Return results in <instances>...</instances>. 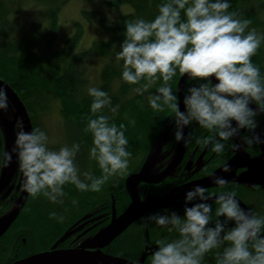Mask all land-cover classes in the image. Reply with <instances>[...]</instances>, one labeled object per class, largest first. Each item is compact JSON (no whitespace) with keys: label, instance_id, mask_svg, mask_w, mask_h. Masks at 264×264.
<instances>
[{"label":"clouds","instance_id":"9594fccd","mask_svg":"<svg viewBox=\"0 0 264 264\" xmlns=\"http://www.w3.org/2000/svg\"><path fill=\"white\" fill-rule=\"evenodd\" d=\"M229 7V0H161L151 20L135 17L124 22V39L115 52L116 60L122 61L121 80L137 85L131 91L147 93V105L154 111L170 110L174 142L210 145L217 155L224 153L226 143L242 129L251 133L244 140L246 146L264 143L255 132L256 117L264 113V76L251 59L264 42V33L249 28L250 20L239 18ZM177 73L186 82H194L188 84L179 103L170 83ZM153 87L155 91H149ZM86 93L91 98V115L84 128L92 138L88 159L95 161L100 175L80 168L76 160L79 143L49 147L45 131H26L18 117L11 150H0V170L15 155L21 188L29 196L63 205L66 184L81 193H98L110 179L130 171L133 154L124 126L104 114L105 109L115 113L119 105H112L109 94L99 87L88 86ZM8 107L7 91L0 87V111ZM193 123L210 135L185 132ZM230 170L224 163L221 171ZM209 175L220 190L215 208L209 203L212 193L195 184L183 195L182 216L174 209H163L141 218V226L153 223L177 233L174 239L155 240L150 264H204L205 254L213 249H220L215 264H264V215L243 209L236 193L226 188L223 175ZM77 203L72 198L71 204ZM48 215L60 223L65 220L55 210Z\"/></svg>","mask_w":264,"mask_h":264},{"label":"trees","instance_id":"16d2710c","mask_svg":"<svg viewBox=\"0 0 264 264\" xmlns=\"http://www.w3.org/2000/svg\"><path fill=\"white\" fill-rule=\"evenodd\" d=\"M68 1L34 0L40 7L42 17L48 23L46 29L39 31L33 25L29 28V25L24 27L20 24V20L15 17L16 12L13 11L15 10L13 2L0 0V81L8 86L23 104L32 130L39 128L35 123L36 113L43 109L48 110L50 101L57 100L59 115L64 123V134L67 135L69 145L73 142L80 144V151L76 156L80 168L91 170L95 175H100V170L96 167L95 161L88 159V148L91 146L92 138L90 133L84 131L87 118L91 115L89 111L91 98L87 95L86 88L96 86L105 90L111 97V104L119 105V107L115 113L105 109L104 114L110 116L117 126L123 124L124 134L129 140L127 147L133 156L128 174L110 179L101 192L81 193L74 186L66 184L64 190L67 195L63 205L53 204L43 196L33 198L27 194L20 212L2 233L4 234L12 223L15 224L17 218L21 217L19 220L23 224L25 238L22 257L48 251L52 247L56 248L57 242H63L65 239L67 231L63 229L68 223L75 221V218L99 216L103 218L104 225L109 218H112L113 213L116 216L120 215L130 204V197L125 186L127 178L142 172L148 166L150 157L157 148L162 157L160 161H157V156L155 164L152 163L153 175L163 172L179 152V144L172 139L173 125L170 110L154 111L147 105V93L143 95L133 93L131 89L137 85H130L121 80L122 61H117L115 58V52L119 50V45L124 39V22L135 17L151 20L157 14V5L161 0L105 2L108 7L129 5L131 12L122 15L117 26L107 25L103 14L95 12L101 26L111 32L112 37L107 41L94 42L88 50L80 52L77 51V46L82 30L78 24L74 34L65 40L63 46L59 49L55 47L57 16ZM237 2L238 0H229L228 11L237 13L239 18L250 20L249 28L264 33V16L259 13V9L264 10V0H261L256 12L249 6L240 8ZM251 59L260 69L261 76H264V42ZM210 79L213 78L210 77ZM180 81H182L181 96L188 84L194 83L186 82V77L177 73L170 83L177 94L178 103L180 102L178 94ZM213 83H215L214 79ZM149 91H155V88ZM185 132L205 137L210 135L207 130L201 129L195 123L186 128ZM239 141L243 144L239 135L228 141L221 155L211 152L210 145L200 147L195 142L184 145L182 160L165 179L155 184L137 183L136 192L139 199L144 201L148 197L161 196L170 188L184 185L186 181L209 176L229 161L235 154V149L240 147ZM229 144H234L236 147H228ZM241 149L249 153V149H244V146ZM254 154L255 152H252V155ZM180 169L184 172L185 181L176 179ZM15 171L18 172V168ZM226 188L236 193V199L247 210L264 215V184L254 185L234 181L228 183ZM1 193L0 200L4 201L6 198ZM72 198L77 199L76 205L71 204ZM15 199L11 196L5 201L6 209L2 215L8 216L13 212L16 207ZM210 203H213L215 208V203ZM52 210L64 215L65 220L60 223L50 219L48 213ZM176 211L183 215V211ZM212 219L213 221L216 219L214 211ZM220 219L223 220V217ZM141 225L140 218L105 245L103 252L132 262L150 264L151 254L157 248L155 240L174 239L177 236L174 231L169 232L153 223ZM228 227H231V223ZM56 237L60 239L50 246ZM217 251L220 249H213L206 253L204 264H215Z\"/></svg>","mask_w":264,"mask_h":264},{"label":"water","instance_id":"95a60500","mask_svg":"<svg viewBox=\"0 0 264 264\" xmlns=\"http://www.w3.org/2000/svg\"><path fill=\"white\" fill-rule=\"evenodd\" d=\"M179 83L180 84L178 86V94L180 100L182 101V81H180ZM0 87H4L6 89L9 97V104L14 110L13 124L10 125V128H8L10 130V134L14 132L13 127L18 117L23 120L25 130L31 131L32 129L27 113L24 109L23 104L18 99L17 95L2 81H0ZM180 108L181 110H183L182 102L180 104ZM263 125L264 122L259 125L257 129V135H259V129H261ZM259 147L261 150V155L258 156V158L256 159L252 160L243 152H238L234 156H232L227 162L231 170H235L236 168L243 166L247 167V179L244 177H237L234 175L233 172H222L221 169L223 166L215 170L212 174L223 175L228 181V183L235 181L244 184H264V176L259 177V173L258 175L256 174L259 167L257 164L258 160H262L264 158V143H259ZM183 154L184 145L181 142L179 143L178 154L173 158V160L169 163V165L166 167V169H164L163 172L159 173L158 175H153V164H149L148 162V166L145 167L142 172L129 176L126 180L125 186L130 197V204L120 215L116 216L113 213L109 224L106 225L99 232H97L87 242H85L82 247L74 249H56L55 247H52L51 250L27 256L21 260L13 262L12 264H140L129 261L122 257L106 254L101 249L109 242L121 235L127 227H129L138 219L148 215L149 213L168 207L184 208V204L178 205L175 203L176 196L184 194L193 185L200 184L205 188L216 186L211 182L212 177L211 175H209L198 181H193L175 187L164 195L152 198L148 197L144 201H141L136 192L137 183H159L160 181L165 179L180 163L183 158ZM26 196L27 193H25L22 189L21 195L18 199L15 209L10 215H8L5 219L1 220L0 222V234H2L4 230H6L9 223L18 215L24 204ZM215 196H212V199L209 201V203L214 202ZM240 206L247 211L246 207L243 204L240 203Z\"/></svg>","mask_w":264,"mask_h":264},{"label":"rangeland","instance_id":"374dc122","mask_svg":"<svg viewBox=\"0 0 264 264\" xmlns=\"http://www.w3.org/2000/svg\"><path fill=\"white\" fill-rule=\"evenodd\" d=\"M6 2H13V11L16 12L15 17L20 20V24L24 27L31 25L39 31H43L47 28L48 23L42 17L40 7L34 2V0H5ZM105 2L109 0H69L68 3L63 5L57 16V30L55 47L61 48L66 39L71 37L76 31V25H80L82 30L81 39L77 46V51H86L90 48L92 43L99 41H107L112 37V33L107 31L101 26L99 17L95 15V12L103 14L104 21L109 26H117L119 24V18L131 12L129 5H120L115 7H108ZM238 6L251 8L254 12L258 11V5L260 6L261 0H238ZM9 6V4H8ZM87 13V14H85ZM259 13L264 16V10L259 9ZM53 101V102H52ZM48 110H41L35 115V123L39 129L46 132L49 141V147L58 148L62 144H69L67 135L64 134V123L59 115L58 101L51 100ZM14 110L9 104L7 111H0V135L2 133L5 141V151H10L15 139L14 132L10 134V125L13 124ZM15 125V124H14ZM14 128V127H13ZM259 135L261 140H264V125L259 129ZM158 156V158H157ZM162 157V154H161ZM160 152L158 148L153 152L150 157L149 164L160 161ZM253 160V159H252ZM258 171L260 176H264V158L258 160ZM17 169L16 157L13 155L12 162L8 167L2 169L0 172V190L9 182L6 177V171H8V177L13 176ZM7 177V178H8ZM237 177H244L247 179L246 172L237 175ZM151 234V233H150Z\"/></svg>","mask_w":264,"mask_h":264},{"label":"flooded vegetation","instance_id":"af4514ba","mask_svg":"<svg viewBox=\"0 0 264 264\" xmlns=\"http://www.w3.org/2000/svg\"><path fill=\"white\" fill-rule=\"evenodd\" d=\"M250 107L255 109L256 106L254 104H250ZM256 119L259 122L258 123V127H259V125L264 122L263 113H260L256 117ZM258 127L255 129L256 134H257ZM0 132H1V130H0ZM241 134L239 136L241 137L243 144H241V141H239L240 147L235 149L236 150L235 153H237V151L238 152H244V154H246L250 159L257 158L261 154L259 143H254L252 145L246 146L244 143V140H245V138L250 136L251 133H249L247 130L242 129ZM4 144H5L4 137L1 133V135H0V150H5ZM242 146H244V149H249V153H247L244 150L242 151V149H241ZM251 151L253 153L255 152V154L252 155ZM246 168L247 167H245V166L238 167L235 170L229 171L228 173L233 172L234 175L237 176L239 174L245 173ZM6 175L8 177V171H6ZM183 175H184V172L182 169H180L178 171V173L176 174V176H177L176 179L178 181H185L186 177H183ZM7 177H6V179L9 182H6V185L0 190V192H2L1 194L4 195V197L6 198L4 201L0 200V222H1V220H3V218L5 219L7 217V215H5V216L2 215L6 209L5 201L7 199H9V197L12 196L14 199L16 198L14 201V204L16 205L18 202V199L21 195V192H22V188H21L22 177L19 174V172L15 171L12 177L11 176H9L8 178ZM197 180H200V179L186 181L183 184H187V183L197 181ZM9 189H10V191H9ZM206 189L210 193H212V196H215L219 193L218 191L215 190V189H218V186L209 187ZM170 190H171V188L168 191H166L164 194H166ZM161 195H163V194H161ZM183 195L184 194H181V195H178V197H176V199H175L176 204H178V205L184 204ZM165 209H174V210H178L179 212L183 211V208H176V207H168ZM19 219H21V217L17 218L15 224L12 223V225L9 227V229L4 234H2L0 236V264H12L15 261H18V260L25 258V257H22L23 256V245L25 244V238L23 237V224H22V222H20ZM110 221H111V218H109L108 222L103 225L102 224L103 218L99 217V216L88 217V218H86L85 216H81L79 218H75V221H72L70 224L68 223V225L63 229L64 231H67V233L65 235V239L63 242H60V241L57 242L58 246L56 247V249H74V248L82 247L85 244V242H87L97 232H99L106 225H108ZM60 237H56L50 246H52L54 242L59 240ZM101 250L103 251V248ZM109 255H111V254H109Z\"/></svg>","mask_w":264,"mask_h":264}]
</instances>
